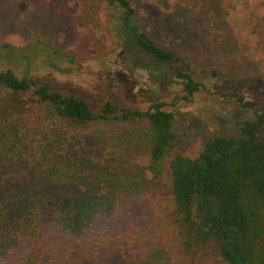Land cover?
I'll return each mask as SVG.
<instances>
[{"label": "trees", "instance_id": "trees-1", "mask_svg": "<svg viewBox=\"0 0 264 264\" xmlns=\"http://www.w3.org/2000/svg\"><path fill=\"white\" fill-rule=\"evenodd\" d=\"M115 1L124 52L153 77L169 66L189 94L198 90L192 72L176 67L174 53L140 30L129 0ZM179 1L193 15L221 6V0ZM252 26L264 36V16L256 15ZM242 105L252 108L246 110L254 119L243 122L239 140L215 134L195 157L169 154L175 114L161 102L128 110L106 101L94 111L42 80L0 70V186L19 188L21 173L32 185L69 198L64 205L43 196L22 205L0 198V264H155L152 253L166 264H264V111L256 102ZM131 118L146 123L150 166L165 163L159 189L139 227H86L130 178L109 155L107 137L114 133L104 132Z\"/></svg>", "mask_w": 264, "mask_h": 264}, {"label": "rangeland", "instance_id": "rangeland-1", "mask_svg": "<svg viewBox=\"0 0 264 264\" xmlns=\"http://www.w3.org/2000/svg\"><path fill=\"white\" fill-rule=\"evenodd\" d=\"M129 2L140 30L174 53L176 67L192 72L198 90L189 94L183 81L168 74L169 66L160 67L153 77L124 52L115 29V0H0V70L42 80L52 91L84 99L94 111L106 101L128 110H146L161 102L175 114L176 138L169 154L195 157L209 137L227 133L215 118L230 104L222 91H240L245 100L264 109V36L252 26L256 15L264 16V0H221L217 13L205 15L189 13L179 0ZM249 15L253 17L248 20ZM210 60L213 67L206 66ZM231 83L233 88L227 86ZM246 114L254 119L251 110ZM106 133H114L107 137L111 160L130 178L85 226L125 232L139 227L148 198L159 189L165 163L150 166L144 121H121ZM17 174L19 188L1 185V199L19 205L39 196L61 205L68 201L63 193L32 185ZM151 261L166 264L158 253H152Z\"/></svg>", "mask_w": 264, "mask_h": 264}, {"label": "flooded vegetation", "instance_id": "flooded-vegetation-1", "mask_svg": "<svg viewBox=\"0 0 264 264\" xmlns=\"http://www.w3.org/2000/svg\"><path fill=\"white\" fill-rule=\"evenodd\" d=\"M115 6H118L117 3H115ZM174 60L178 61L177 58H174ZM181 69L183 70V68ZM211 74L215 75L213 74V72H211ZM180 80L183 81V79H180ZM226 82H227L226 79H224V83ZM229 87L233 88L232 83L229 85ZM239 92L233 89L232 90L229 89L228 91H225V92L222 91L221 96L225 97L226 99H229L228 102H230V104L228 103L227 104L228 106L224 104L222 106L223 115L221 117L217 116L215 118L223 127H225V130H227V133H223V131H219L216 135H224V136L236 138L239 140V138L243 134V125H244L243 122L247 120L246 112L248 110L246 109H252V108H247L246 106L242 105V103L247 100H245L243 98L242 93H239ZM249 102H256V101H249ZM231 103L234 105H231ZM260 107L261 109H263L262 106ZM245 134L248 135V133H245Z\"/></svg>", "mask_w": 264, "mask_h": 264}, {"label": "water", "instance_id": "water-1", "mask_svg": "<svg viewBox=\"0 0 264 264\" xmlns=\"http://www.w3.org/2000/svg\"><path fill=\"white\" fill-rule=\"evenodd\" d=\"M122 52V51H121ZM213 74H215V72L213 71ZM217 236L219 237V235L217 234Z\"/></svg>", "mask_w": 264, "mask_h": 264}]
</instances>
